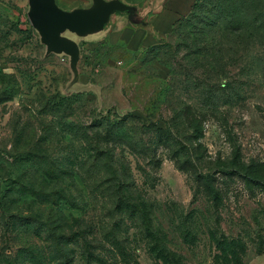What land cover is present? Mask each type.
<instances>
[{
  "label": "rangeland",
  "instance_id": "obj_1",
  "mask_svg": "<svg viewBox=\"0 0 264 264\" xmlns=\"http://www.w3.org/2000/svg\"><path fill=\"white\" fill-rule=\"evenodd\" d=\"M28 9L0 0V264L264 256L263 48L234 68L240 96L223 80L211 100L181 37L131 50L67 32L81 47L71 87L68 56L47 54Z\"/></svg>",
  "mask_w": 264,
  "mask_h": 264
},
{
  "label": "trees",
  "instance_id": "obj_2",
  "mask_svg": "<svg viewBox=\"0 0 264 264\" xmlns=\"http://www.w3.org/2000/svg\"><path fill=\"white\" fill-rule=\"evenodd\" d=\"M169 34L185 40L194 67L202 68L203 74L208 76L207 98H218L217 86L226 80L224 84L231 89L226 95L233 99L240 96L234 85L237 80L232 76L234 68L242 64L244 53L249 54L258 46L264 51V0H194L190 11L174 22ZM163 46L157 43L148 48L155 50ZM246 63L242 71L253 66L252 60ZM29 222H37L38 228L53 232V226L44 220L34 217ZM54 241L61 245L58 237Z\"/></svg>",
  "mask_w": 264,
  "mask_h": 264
},
{
  "label": "water",
  "instance_id": "obj_3",
  "mask_svg": "<svg viewBox=\"0 0 264 264\" xmlns=\"http://www.w3.org/2000/svg\"><path fill=\"white\" fill-rule=\"evenodd\" d=\"M149 0L141 8L125 0H91L89 5L73 9L62 8L57 0H28V17L32 26L38 31L41 42L46 46L47 54L68 56L70 67L74 73L70 86L79 81V62L81 47L79 42L67 32L78 37H94L109 28L115 16L127 15L128 20L136 25H149L146 15L156 12ZM98 35V36H100ZM64 91L65 95L71 94Z\"/></svg>",
  "mask_w": 264,
  "mask_h": 264
},
{
  "label": "crops",
  "instance_id": "obj_4",
  "mask_svg": "<svg viewBox=\"0 0 264 264\" xmlns=\"http://www.w3.org/2000/svg\"><path fill=\"white\" fill-rule=\"evenodd\" d=\"M58 1L65 9L82 6L73 5L75 0ZM193 3L194 0H153L156 12L153 11L147 19L150 21L148 26L133 24L128 18L118 15L98 38L106 39L111 44H126L131 50L148 48L169 34L174 22L187 14ZM251 264H264V256Z\"/></svg>",
  "mask_w": 264,
  "mask_h": 264
}]
</instances>
